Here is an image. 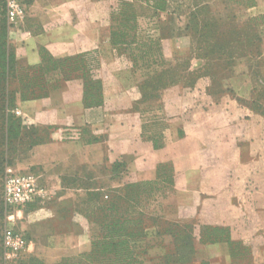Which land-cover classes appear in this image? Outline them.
I'll return each mask as SVG.
<instances>
[{"label":"crops","instance_id":"0c3cea01","mask_svg":"<svg viewBox=\"0 0 264 264\" xmlns=\"http://www.w3.org/2000/svg\"><path fill=\"white\" fill-rule=\"evenodd\" d=\"M113 1L27 0L25 16L7 25L17 66L85 53L96 57L89 73L101 82L97 96L90 95L77 73L65 79L50 70L38 76L53 85L46 96L22 99L15 93L19 131L9 166L31 172L42 195L19 212L29 218V230L45 232L39 245L72 249L55 258V248L36 256L53 263L90 248L97 224L84 215V202L94 184L150 181L157 187L146 198L159 195L173 203L172 220L194 222L195 252L187 264H261L264 116L254 111L249 95L236 92L235 82L213 94L205 80L193 94L182 89L166 95L164 117L144 119L130 89L121 92V80L103 66ZM245 9L262 14L264 0ZM261 41L264 52V35ZM231 85L236 89L228 90ZM200 225L227 227L232 244L201 243ZM55 236L62 237L59 244ZM237 241L248 253L234 251ZM211 246L214 253L206 251Z\"/></svg>","mask_w":264,"mask_h":264},{"label":"rangeland","instance_id":"374dc122","mask_svg":"<svg viewBox=\"0 0 264 264\" xmlns=\"http://www.w3.org/2000/svg\"><path fill=\"white\" fill-rule=\"evenodd\" d=\"M119 1L130 2L128 12L134 15L123 25L119 19L111 20L110 10L109 33L114 28L122 32L123 39L121 41L120 37L121 42H117L115 47H103V66L111 69L112 77L117 75L121 80V92L130 89L136 99L134 105L141 108L144 119L164 117L162 100L166 95H178L182 89L193 94L201 88L197 86L201 84L199 82L205 80L209 82V91L212 93H218L225 88V84L229 86L235 82L233 84L238 89L234 85L227 89L231 91L234 86L236 92L249 95L254 111L264 116V52L261 45L264 13H258L255 9L246 10V0H114L111 5L116 6ZM251 17L256 19L251 20ZM0 18L6 26L14 24L8 22L5 8ZM227 78L229 82L225 81ZM243 81L246 87L242 86ZM153 102L158 103V106L150 107ZM15 111L13 103L8 109L4 107L3 113L0 107V264L13 262L25 255L46 256L47 252L55 248L53 244L39 245L37 238L42 240L45 232L40 229L29 230L26 227L29 218L19 212L28 204L30 207L37 196H42L39 191L23 206L12 205L6 199L5 168L11 164L10 156L17 145L18 135L13 132L16 130L15 123L10 125V132L5 131L3 114L9 113L11 119L17 120ZM15 171L28 172L22 169ZM122 187H115L112 183L94 184L89 196L91 209L97 212L96 215L105 212L100 204L121 196ZM133 190L127 188L126 194L134 196ZM164 190L170 193L171 189L166 187ZM142 195L147 197L144 192ZM142 195L139 197H144ZM146 199L141 207L129 206L125 202L123 208L143 210L145 223L150 222L146 217L174 221L169 214L174 208L173 203L159 195L151 200L149 197ZM7 227L20 234L26 243L18 255L11 259L5 257L3 235ZM98 230L95 226L93 235ZM146 232L147 239L142 244L146 250L144 264H165L161 258L172 249L171 239L156 236L152 226L147 227ZM54 238V242L59 244L62 237ZM242 245L248 253V247ZM55 249L57 253L54 258L72 251L68 246L57 245ZM206 251L214 253V248L207 247ZM203 262L208 264V261Z\"/></svg>","mask_w":264,"mask_h":264},{"label":"trees","instance_id":"16d2710c","mask_svg":"<svg viewBox=\"0 0 264 264\" xmlns=\"http://www.w3.org/2000/svg\"><path fill=\"white\" fill-rule=\"evenodd\" d=\"M253 3L254 0H246L245 5L250 7ZM129 6L130 2L127 1H119L116 6H111V20L116 18V20L119 19L122 21L123 25L128 23V18H133L132 15H134V13L131 14V12H128ZM2 14H4V0H0V15ZM252 19L256 18L251 17V20ZM122 36L121 31L117 32L112 28L109 33L110 45L115 47L117 42L122 41ZM90 57H87L85 53L59 59H53L51 57L45 59L43 56V64L41 63L36 66H17L13 53L8 47L7 26L4 20L0 18L1 113H3L4 107L8 109L10 104L14 102L16 92L19 93L22 99L46 96L53 85L47 84L46 81L38 76L41 75L42 77L44 72L50 70L59 71L65 79L71 78L77 73L82 77L86 89L90 90V95L96 94L97 96L101 89V82L100 79L93 78V74L89 73L90 68L88 66L92 65L93 60L96 63V57ZM44 59L46 61L45 64ZM11 83H14V86H11ZM91 101L94 100L91 99ZM3 119L5 120V131H7V133L10 132V129H12L10 125L15 123L14 127L16 130H13V132L15 135H18L19 130H17L16 119H11L9 113H4ZM156 187L155 183L150 181L124 184L121 196H116L100 204V207L104 209L105 212L99 216L96 215L97 212L91 209L92 202L89 196L84 202V215L88 219L94 221L99 230L91 239L90 248L88 250L74 255L62 256L58 261L53 263H44L34 255H25L16 258L13 262H4L3 264H144L143 256L146 254V250L142 244L147 239L148 232H146V228L149 226L154 228V234L156 236L167 234L171 239L172 249L166 251L161 258L165 264L191 263L195 252L194 240L196 235L194 232V222H180L176 220L171 222L162 220L158 217H146L150 222L145 223L143 219L145 212L143 210L132 211L128 208H123L125 202L129 206L135 207L140 206L142 203L144 204L146 198L142 193L144 192V194L147 195L149 191L156 189ZM127 188L134 189L135 195L128 196L126 194ZM139 192H141V195L144 197H139L141 196ZM129 202H131V204H129ZM97 205L99 206V204ZM197 236L201 243L225 241L232 244L227 227L200 225ZM233 243L234 251L238 254H244L245 246L239 241ZM169 261L171 262L168 263ZM203 263L205 264V262Z\"/></svg>","mask_w":264,"mask_h":264},{"label":"built area","instance_id":"2783aa9c","mask_svg":"<svg viewBox=\"0 0 264 264\" xmlns=\"http://www.w3.org/2000/svg\"><path fill=\"white\" fill-rule=\"evenodd\" d=\"M27 0H5V15L9 23H15L25 16ZM35 177L31 172H17L12 167L5 168V195L9 203L23 206L31 201L38 192ZM3 241L5 257L14 258L25 247V240L20 234L7 227Z\"/></svg>","mask_w":264,"mask_h":264}]
</instances>
